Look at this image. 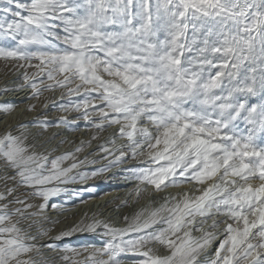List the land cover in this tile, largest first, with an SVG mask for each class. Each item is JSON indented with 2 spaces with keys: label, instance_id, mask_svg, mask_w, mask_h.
Returning <instances> with one entry per match:
<instances>
[{
  "label": "rangeland",
  "instance_id": "374dc122",
  "mask_svg": "<svg viewBox=\"0 0 264 264\" xmlns=\"http://www.w3.org/2000/svg\"><path fill=\"white\" fill-rule=\"evenodd\" d=\"M27 32L34 40L23 45ZM13 77L28 82L19 116L39 119L21 135L16 113L0 122V264L24 253L22 264H264L252 222L226 229L251 202L264 229V0H0L4 97L16 92ZM51 101L59 104L46 116L60 118L49 123L39 116ZM9 103L0 99V115ZM98 139L104 146L89 153ZM60 158L62 179L51 168ZM110 160L128 165L107 178L112 170H91ZM30 173L52 178L53 191L50 181L26 182ZM177 176L192 182L161 197L160 185ZM207 201L219 208L204 211ZM36 203L38 215L23 214ZM62 229L75 243L62 236L47 247L44 233Z\"/></svg>",
  "mask_w": 264,
  "mask_h": 264
},
{
  "label": "bare ground",
  "instance_id": "6f19581e",
  "mask_svg": "<svg viewBox=\"0 0 264 264\" xmlns=\"http://www.w3.org/2000/svg\"><path fill=\"white\" fill-rule=\"evenodd\" d=\"M54 2V1H53ZM37 3V2H36ZM35 4V3H34ZM35 5H37V4H35ZM35 5H33L34 7H35ZM54 5V4H53ZM39 6V5H38ZM37 8V7H36ZM40 8H43L41 5H40ZM44 9V8H43ZM31 34V33H30ZM30 34L27 32V33H21V35L23 36L22 37V43H23V45L24 44H29V43H32L30 40H34V38H32L31 36H30ZM55 35H58V33H56ZM67 57H70V56H67ZM71 61V60H70ZM49 62V61H48ZM51 62V61H50ZM56 62V61H55ZM59 62H60V60H59ZM62 64H63V62H61ZM36 64V63H35ZM61 65V64H60ZM39 66V65H38ZM56 66V65H55ZM64 66V65H63ZM37 67V66H36ZM35 67V68H36ZM55 68V67H54ZM38 70V69H37ZM66 70V69H65ZM64 70V71H65ZM33 71V70H32ZM39 72V71H38ZM57 73V72H56ZM59 73V72H58ZM22 74H25L24 72L22 73ZM38 74V73H37ZM30 75H32V74H30ZM25 76V75H24ZM34 76V75H33ZM54 76V75H53ZM27 77V76H26ZM31 77V76H30ZM24 78V77H23ZM29 78V77H28ZM65 78V77H64ZM15 79H17L16 77H13L12 78V80H15ZM58 79V78H57ZM27 80V79H26ZM44 80V79H43ZM28 81V80H27ZM35 81V80H34ZM54 81V80H53ZM52 81V82H53ZM62 81H65V80H62ZM26 82V81H25ZM31 82V81H30ZM61 82V81H60ZM22 83V82H21ZM28 83V82H27ZM27 83H25V84H22V85H20L19 83H18V81L17 80H15V84L14 85H12V89L11 90H15L16 92L13 94V93H11V97L10 96H6V97H4V95L6 94V93H3V91L0 93V99H1V101H9L10 103H9V110L6 112V114L5 115H0V122L3 120V117H5L6 119H5V121L4 122H6V124L5 125H7V124H11L12 123V118L11 117H13L14 116V114L16 113V115L17 116H19L21 113H19L18 114V112L20 111V109H21V105L24 103V101H25V94H23L22 95V93H23V90H21L22 89V87L23 86H25ZM63 83V82H62ZM29 84H31V83H29ZM35 84V83H34ZM34 84H32V85H34ZM50 83H46L45 84V86L47 87L48 85H49ZM60 84V83H59ZM59 84H57L56 83V85H59ZM64 84V83H63ZM31 85V86H32ZM40 85V84H39ZM43 85V84H42ZM54 85V84H53ZM11 86V85H10ZM30 86V85H29ZM49 86H51V84L49 85ZM1 87V86H0ZM3 88H4V86H3ZM9 88V87H8ZM7 88V89H8ZM38 88V87H37ZM58 88V87H57ZM48 89V88H47ZM37 91V90H36ZM35 91V92H36ZM47 91V90H46ZM32 93H34L33 91H32ZM47 93V92H46ZM62 95V94H61ZM2 96V97H1ZM30 96H32V94L30 95ZM51 96V95H50ZM70 96V95H69ZM60 97V96H59ZM5 98V99H4ZM51 99V98H50ZM52 99H54V98H52ZM63 98H61V100H62ZM43 102V101H42ZM59 102H60V100H59ZM38 103V102H37ZM47 103V102H46ZM50 104H59V103H56L55 101H51V102H49V104L46 106V108H41L40 109V114H42V116H39V117H41L42 118V120H45V122H47V120H48V122L50 123V121H52L53 120V122L54 121H56L58 118H60V116H57V118H55V116H51V117H47L46 116V112H44L45 110H47V107H49V105ZM38 105V104H37ZM42 105V104H41ZM61 105V104H60ZM91 105V104H90ZM1 106V105H0ZM8 106V105H7ZM55 107V106H54ZM2 108V107H1ZM11 109H15V111L14 112H9ZM18 109V110H17ZM35 111H38V108H35L34 109ZM15 118V117H14ZM36 119H39V118H37L36 117V115H34L33 116V114H28V115H26V116H19V117H16V124H15V126H16V128L15 129H13V132H18V134H22L19 130H21V129H23L24 128V126L27 124V122H33L34 120H36ZM56 119V120H55ZM66 120V118L64 119H61V121H65ZM60 121V122H61ZM117 121V120H116ZM4 122H3V125L2 126H5L4 125ZM34 123V122H33ZM31 124V123H30ZM38 124V123H37ZM95 124L97 125V123L95 122ZM108 124V123H107ZM108 125H110V124H108ZM108 125H106L105 124V126L104 127H102L101 129H102V131H101V135H99L100 137H99V139L102 137V136H104V135H106L107 133V127H108ZM56 126H58V125H55V127ZM107 126V127H106ZM1 128V127H0ZM7 128V127H6ZM26 128V127H25ZM96 128H97V126H96ZM1 129H3V128H1ZM8 129V128H7ZM25 130H27V129H25ZM119 130V129H118ZM94 131H95V129H94ZM97 131V130H96ZM20 132V133H19ZM51 132H52V130L50 131V134H51ZM54 132V131H53ZM52 132V133H53ZM62 133V132H61ZM97 134V133H96ZM96 134H94V132H93V134H92V136L93 137H95L96 136ZM48 138V137H47ZM67 138V137H66ZM99 139L98 140H96V144H91L90 146H92L91 147V149L88 151L89 153H92V152H97V151H99L98 149H100V147H102V146H104V145H102L101 146V144H102V142L103 141H99ZM95 143V142H94ZM156 145V144H155ZM89 146V147H90ZM148 146V145H147ZM154 146V145H153ZM159 146H160V144H159ZM55 147V146H54ZM155 147V146H154ZM220 148V147H219ZM87 149V148H86ZM97 149V150H96ZM115 149V148H114ZM152 149V148H151ZM154 149V148H153ZM148 150V149H147ZM217 150V149H216ZM102 151H103V149H102ZM149 151V150H148ZM113 153V152H112ZM111 153V154H112ZM162 153V152H161ZM160 153V154H161ZM94 155V154H93ZM103 155V154H102ZM165 155V154H164ZM170 155V154H169ZM81 156V155H80ZM156 155L154 154V153H151V158L152 157H155ZM162 156V155H161ZM103 157H105V156H103ZM110 157V156H109ZM142 157V156H141ZM59 158V157H58ZM100 158V157H99ZM110 158H112V157H110ZM143 158V157H142ZM149 158V157H148ZM5 159V158H4ZM106 159V158H105ZM109 159V158H108ZM114 159V158H113ZM2 160V159H1ZM0 160V161H1ZM60 160H62L61 158L60 159H58V160H52V163H51V168H54V169H58V171H59V174H58V176L57 177H54V176H52V177H54V178H59V179H62V178H64L63 177V175H62V177H59V176H61V174L63 173H67L66 171L65 172H62L64 169H66V168H63L64 166H62V167H60L62 164H60V163H62V161H60ZM118 160V159H117ZM8 161V160H7ZM77 161V160H76ZM75 161V162H76ZM100 161H101V158H100ZM99 161V162H100ZM108 161V160H107ZM93 162V161H92ZM114 161H111L110 160V163L109 162H105L104 161V163H100V164H98L97 166H94V165H91L90 167H91V170H93L94 172L96 171V173L98 172L99 173V171L102 169V168H106V171H104V172H109L110 170H116V169H118L119 167H121V166H118V165H128V163H126V162H124V161H122V160H120V162H118V163H113ZM64 163H65V161H64ZM90 163V162H89ZM38 164V163H37ZM84 164V163H83ZM3 165V164H2ZM9 165V164H8ZM64 165V164H63ZM65 165H66V163H65ZM77 164H75V166H76ZM132 165H134V164H132ZM69 165H67V167H68ZM113 166H115L116 168H114ZM241 166H242V164H240V168H241ZM8 167V166H7ZM66 167V166H65ZM74 167V166H73ZM129 167H130V165H129ZM131 167H133V166H131ZM1 168V167H0ZM134 168V167H133ZM4 169V168H3ZM2 169V170H3ZM228 169V168H227ZM113 170L109 173V174H107V176L105 177V178H107L110 174H112L113 173ZM83 172H81V174H82ZM86 173V172H85ZM115 173V172H114ZM181 173V172H180ZM1 174H2V172H1ZM6 174V173H5ZM84 173H83V177H84ZM103 175H104V173H103ZM102 175V176H103ZM183 174H180V176H182ZM50 176V175H49ZM10 177V176H9ZM12 177V176H11ZM35 177H37V180L39 181V182H44L45 183V181L46 182H49L50 181V185H52L51 187H50V190L51 191H53V189L55 188V186H54V184H53V180H52V178H50L49 179V177L48 176H35V174L34 173H30L27 177H25V180H26V182H31L32 181V183L33 182H35L34 181V179H36ZM3 178V177H2ZM4 178H6V177H4ZM7 178H8V176H7ZM93 178V177H92ZM92 178H90V179H92ZM103 179V181L101 182V184H102V189H104L105 187H106V184H107V179ZM10 179V178H9ZM72 179H73V177H72ZM143 179V178H142ZM207 179V178H206ZM230 179V178H229ZM22 180V179H21ZM55 180V179H54ZM231 180V179H230ZM246 180H249V184H250V186L251 185H254V177L253 176H251V173L249 172L248 173V178L246 179ZM70 181H72V180H70ZM77 181V180H76ZM205 181V180H204ZM9 182V181H8ZM38 182V183H39ZM55 182V181H54ZM74 182V181H73ZM120 182V181H119ZM190 182H192V181H190L189 179H187V178H183L182 177V179H181V177H180V179H179V177L177 176V177H175V180H173V181H171V182H167V183H163L162 185H160V192H161V197H163L165 194H167L166 193V191H163L165 188H171V190H172V192H176V191H178V190H180L181 188H185L186 186L188 187L190 184ZM236 182V181H235ZM6 183V182H5ZM4 183V184H5ZM76 183V182H75ZM84 183V182H83ZM83 183H81V184H83ZM89 183H91V182H88V181H85V185L87 186V184H89ZM124 185H127L128 184V182H126V181H123L122 182ZM205 183V182H204ZM27 184H29V183H27ZM116 184V183H115ZM200 184V183H199ZM236 184V183H235ZM243 184H244V182H243ZM33 186H34V183L32 184ZM70 185V184H69ZM73 185H75V186H77L78 185V183H76V184H74L73 183ZM80 185V184H79ZM93 185V184H92ZM123 185V186H124ZM237 185V184H236ZM238 185H240L239 183H238ZM10 186H11V184H10ZM25 186V185H24ZM23 186V187H24ZM70 186H72V185H70ZM5 187V186H4ZM13 187V188H12ZM17 187H18V185L16 186V187H14L13 185L11 186V190H16V191H18L17 190ZM20 187V186H19ZM40 188V187H39ZM42 188V187H41ZM121 188H122V186H121ZM234 188V187H233ZM237 188V187H236ZM236 188H234V189H236ZM263 188H264V186H262L260 189H259V191L260 192H262L261 190H263ZM5 189V188H4ZM9 189V188H8ZM23 189V188H22ZM86 189V188H85ZM91 189V188H90ZM94 189V188H93ZM10 190V189H9ZM13 190V191H14ZM36 190V189H35ZM44 190V189H43ZM43 190H42V192H43ZM243 190V189H242ZM6 191V190H5ZM8 191V190H7ZM7 191H6V193H7ZM20 191V190H19ZM24 191V190H23ZM22 190H21V192H23ZM38 191H39V189H38ZM170 191V190H169ZM234 191V190H233ZM241 190L239 189V190H236V192H233V193H231V194H236V193H239ZM2 192H4V191H2ZM29 192V191H28ZM46 192V191H45ZM49 192V191H48ZM106 192V191H105ZM264 192V191H263ZM47 193V192H46ZM104 193V192H103ZM103 193H101V195H103ZM227 193V192H226ZM1 194V193H0ZM2 194H5V193H2ZM1 194V195H2ZM10 194V193H9ZM26 194V193H25ZM106 194V193H105ZM170 194V193H169ZM243 194V193H242ZM244 194H246V193H244ZM247 194H249V193H247ZM14 195V194H13ZM20 195V194H19ZM22 195V194H21ZM20 195V196H21ZM16 196H18V194L16 195ZM23 197H24V195H22ZM96 196H99L100 197V194L99 195H96ZM250 198L249 199H252V200H254V198L256 197V196H254V194L253 193H250ZM6 197H8V198H6ZM6 197H4V198H6L7 199V201H6V205L7 204H9V201H11V197L10 196H6ZM20 198V197H19ZM25 198V197H24ZM116 198V197H115ZM122 198V197H121ZM120 197H117V199H115V202H117V201H119L120 199H121ZM246 198H248V197H246ZM16 199V198H15ZM257 199V198H256ZM17 200H19V199H17ZM21 201V200H20ZM27 201V200H26ZM40 201H42V200H40ZM218 201V200H217ZM1 202V201H0ZM114 201H110V202H105L104 203V205H107V209H109L108 211H107V213L109 214V216H112L113 215V209H110L111 207L113 208V207H117V205H116V203H115ZM255 202V201H254ZM5 203V202H4ZM12 203H13V201H12ZM18 203V202H17ZM16 204V203H15ZM21 204H22V202H21ZM25 204V203H24ZM27 204H28V202H27ZM39 204V203H38ZM37 203L36 204H30V207H29V210L27 209L26 210V212L25 213H23V214H26V213H28L29 215H35L37 212H34V211H36V209L34 208V207H36L37 205H38ZM59 203H58V200L56 201V203H55V206H56V208H57V206H59L58 205ZM251 204H252V202L251 203H249L248 204V206L246 207V209H247V211H245V212H242L241 214H239L238 212L237 213H234V215H233V222L231 223V225L229 224H227L226 225V229L227 228H230L231 227V229H232V225L233 224H235V223H238V225L240 224V225H242L243 226V224H248L249 222H252L251 223V225H249L251 228V230H253V228H254V230L252 231V234L249 236V239H251L250 240V244L252 243V242H254L253 244H255V243H258V242H261V243H263L264 244V232L262 233V231H264V229H260L261 228V224L259 225V224H255V220H254V218H255V215L253 214V212L254 211H256L255 210V208H253V207H250L251 206ZM14 205V204H13ZM253 205V204H252ZM255 205V204H254ZM1 206H5L4 204L3 205H1ZM8 206V205H7ZM41 206V205H40ZM127 206H128V208L129 207H132L133 205L131 204V203H128L127 204ZM33 208L35 209V210H33ZM134 210L136 209L135 208V206H133L132 207ZM217 208H219V205H218V203H213V202H211V201H207L203 206H202V209L204 210V211H212V210H215V209H217ZM249 208V209H248ZM55 211H56V209H55ZM120 210H118L117 212H119ZM214 212V211H213ZM216 212V211H215ZM19 213H22V212H19ZM44 213V212H43ZM71 213V212H70ZM16 214H18L17 212H16ZM40 214V213H39ZM22 215V214H21ZM36 215H38V214H36ZM43 214H41V216H42ZM44 216H46V214L44 213ZM56 216V215H55ZM72 216V215H71ZM16 217V216H15ZM39 218H40V216H38ZM48 217V216H47ZM14 217H12L11 219H13ZM39 218H37V220L39 219ZM6 220H7V217L5 218ZM34 219V218H33ZM41 219V218H40ZM42 219H43V217H42ZM15 220V219H14ZM13 220V221H14ZM20 220V219H19ZM45 220V219H44ZM5 220H3L2 222H4ZM34 221V220H33ZM36 221V220H35ZM40 221V220H39ZM39 221H38V223H39ZM249 221V222H248ZM8 222H10V221H8ZM7 222V223H8ZM16 223H17V220H16ZM45 223V222H44ZM43 223V224H44ZM6 224V223H5ZM11 224V223H10ZM25 225H24V228H26L25 229V231H30V230H32V229H36V227L35 226H31V224L30 223H24ZM61 224H62V222H61ZM220 224V223H219ZM9 225V224H8ZM37 225V224H36ZM241 226V227H242ZM262 226H264V225H262ZM4 226H2V225H0V228H3ZM7 227H9V226H7ZM12 228V227H11ZM263 228V227H262ZM15 231V230H14ZM218 231V230H217ZM34 232H40L39 230H36V231H34ZM220 232V231H219ZM29 234V233H28ZM44 234H46L47 235V237L46 238H43V239H47L46 241H45V245L47 246V247H49V248H53L55 245H56V237H62V236H64V238H62V240H61V242H72V241H74L75 240V237H78V236H73V235H71V232H67L66 231V229H62V230H58L57 232H56V230H54V231H52L51 233H49V232H46V233H44ZM220 234V233H219ZM85 235V234H84ZM224 236V235H223ZM222 236V237H223ZM141 237H143V236H141ZM6 238V237H5ZM14 238V237H13ZM17 238V237H16ZM81 238V237H80ZM216 238V237H215ZM221 238V237H220ZM219 238V239H220ZM15 239V238H14ZM13 239V240H14ZM7 240H8V238H7ZM6 240V241H7ZM10 240V239H9ZM4 241V240H3ZM5 241V242H6ZM95 241V240H94ZM127 241V240H126ZM212 241V240H211ZM5 242H4V244H5ZM61 242H59V243H61ZM81 242V241H80ZM123 242V241H122ZM219 242V241H218ZM8 243V244H7ZM7 245H9L10 246V249H12L13 251H16L17 252V250H18V248H20V244L21 243H19L18 242V240H14V241H12V240H10V242L9 241H7ZM74 243H75V241H74ZM124 245H126V246H129L131 249H136L138 246H139V244L137 243V242H133V241H127V242H124L123 243ZM253 244L251 245V246H253ZM59 245V247H60V245L61 244H58ZM78 245H79V243H78ZM6 246V245H5ZM22 246V245H21ZM69 246V245H68ZM250 246V245H249ZM46 247V248H47ZM70 247V246H69ZM9 248V247H8ZM77 248V247H76ZM130 248H128V249H130ZM29 249V248H28ZM45 248H43L42 250H44ZM3 250H4V248H3ZM56 250V248L53 250V251H55ZM75 250H77V249H75ZM19 251V250H18ZM29 251L31 252V250L29 249ZM52 251V250H51ZM50 252V256H52L53 254H54V252ZM69 251H71V250H69ZM261 252V251H260ZM259 252V253H260ZM258 253V254H259ZM13 254V253H12ZM15 254V253H14ZM25 254L26 253H24V255L23 256H25ZM27 255V254H26ZM57 255V254H56ZM70 255V254H69ZM261 255V257H264V252L262 253V254H260ZM23 256H17L16 254L14 255V257H12V258H10V260L8 261V264H22L23 263ZM48 257V256H47ZM258 258H259V260H260V256L258 255L257 256ZM28 258V257H27ZM258 258H256V259H258ZM248 259V258H247ZM255 259V260H256ZM250 260V259H249ZM7 261V260H6ZM263 262V261H262ZM262 262H261V264H262ZM71 263H73V262H71ZM255 263H256V261H255ZM249 264H254V263H249Z\"/></svg>",
  "mask_w": 264,
  "mask_h": 264
},
{
  "label": "water",
  "instance_id": "95a60500",
  "mask_svg": "<svg viewBox=\"0 0 264 264\" xmlns=\"http://www.w3.org/2000/svg\"><path fill=\"white\" fill-rule=\"evenodd\" d=\"M256 207V209H257V206H253V208H255Z\"/></svg>",
  "mask_w": 264,
  "mask_h": 264
}]
</instances>
